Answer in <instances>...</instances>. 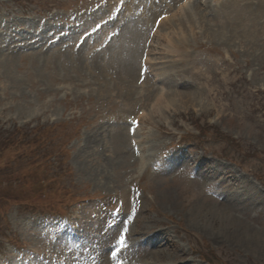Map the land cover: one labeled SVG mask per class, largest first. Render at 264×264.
<instances>
[{"label": "rangeland", "instance_id": "obj_1", "mask_svg": "<svg viewBox=\"0 0 264 264\" xmlns=\"http://www.w3.org/2000/svg\"><path fill=\"white\" fill-rule=\"evenodd\" d=\"M5 139L0 264H264V0H0Z\"/></svg>", "mask_w": 264, "mask_h": 264}, {"label": "bare ground", "instance_id": "obj_2", "mask_svg": "<svg viewBox=\"0 0 264 264\" xmlns=\"http://www.w3.org/2000/svg\"><path fill=\"white\" fill-rule=\"evenodd\" d=\"M247 18H248V17H247ZM139 30H140V29H139ZM221 32H222V31H221ZM222 36H223V33H222ZM131 43H133V42H131ZM128 47H129V46H128ZM124 48H125V47H124ZM122 49H123V48H122ZM122 49H121V50H122ZM123 53H124V52H123ZM127 53H128V52H127ZM115 54H116V53H115ZM124 54H125V53H124ZM125 55H126V54H125ZM96 57H97V56H96ZM103 59H105V57H103ZM117 62H118V61H117ZM119 62H120V61H119ZM104 63H105V62H104ZM129 63H130V67H129V68L131 69V67H133V65L131 64L132 62H130V59H129ZM129 63H128V64H129ZM102 65H103V64H102ZM119 66H120V65H119ZM123 69H124V67H123ZM127 69H128V68H127ZM132 69H135V68L133 67ZM130 73H131V72H130ZM130 73H129V74L126 73V74H128V75H132V74H130ZM124 75H125V72H124ZM128 75H127L126 77H128ZM120 76H121V75H120ZM126 77H123V78H126ZM132 77H133V76H132ZM132 77H131V78H132ZM123 80H124V79H123ZM151 87H152V86H151ZM121 90H122V89H121ZM157 95H158V94H157ZM161 98H164V99H165V98H167V97H163V96H161L160 93H159V95H158V99H161ZM155 104H156V103H155ZM155 104H154V105H155ZM151 106L153 107V105H151ZM136 108H137V107H136Z\"/></svg>", "mask_w": 264, "mask_h": 264}, {"label": "trees", "instance_id": "obj_3", "mask_svg": "<svg viewBox=\"0 0 264 264\" xmlns=\"http://www.w3.org/2000/svg\"><path fill=\"white\" fill-rule=\"evenodd\" d=\"M17 4H20V0H14ZM6 141H0V152H3L7 149L8 147V142L7 139H5ZM3 150V151H2Z\"/></svg>", "mask_w": 264, "mask_h": 264}, {"label": "snow or ice", "instance_id": "obj_4", "mask_svg": "<svg viewBox=\"0 0 264 264\" xmlns=\"http://www.w3.org/2000/svg\"><path fill=\"white\" fill-rule=\"evenodd\" d=\"M124 243H125L124 238H121V240H120V244H124ZM113 256H115V253H113Z\"/></svg>", "mask_w": 264, "mask_h": 264}]
</instances>
